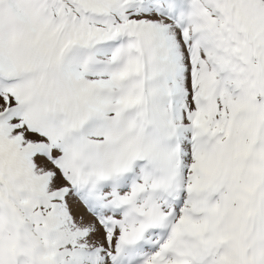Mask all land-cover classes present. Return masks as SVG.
I'll list each match as a JSON object with an SVG mask.
<instances>
[{
  "label": "snow or ice",
  "instance_id": "1",
  "mask_svg": "<svg viewBox=\"0 0 264 264\" xmlns=\"http://www.w3.org/2000/svg\"><path fill=\"white\" fill-rule=\"evenodd\" d=\"M0 264H264V0H0Z\"/></svg>",
  "mask_w": 264,
  "mask_h": 264
}]
</instances>
